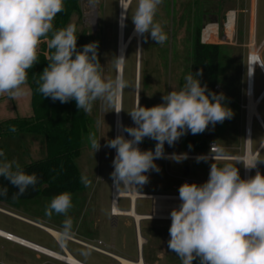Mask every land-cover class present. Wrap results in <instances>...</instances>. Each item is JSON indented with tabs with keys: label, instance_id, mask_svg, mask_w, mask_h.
Instances as JSON below:
<instances>
[{
	"label": "rangeland",
	"instance_id": "374dc122",
	"mask_svg": "<svg viewBox=\"0 0 264 264\" xmlns=\"http://www.w3.org/2000/svg\"><path fill=\"white\" fill-rule=\"evenodd\" d=\"M79 4L81 10L72 16L69 24L76 25V31L81 34L85 45L93 42L97 43L98 59L101 66L104 67L103 75L106 78L111 77L114 79L117 71L114 60L117 57L118 48L120 0H97L95 4L92 0H79ZM136 4L137 0H132L127 17L126 35L128 37L134 28L131 15ZM234 10L239 12L234 14ZM248 16V0H163L155 20L162 25L167 34L168 39L166 42L157 44L151 38L150 33L141 35V40L132 38L129 42L123 75V78L129 83V87L124 89L122 97L124 129L135 127L128 111L133 110L136 106L138 92L140 105L152 107L163 103L162 97L168 92L182 88L185 77L191 72L194 42L198 29L205 41L215 39L219 41L217 43L220 44L218 84L220 87L217 94L223 93V103L233 113L230 119L217 123L215 131L201 135L207 138V142L200 149L190 150L187 148L185 141L188 132L172 146L165 142V152L184 153L173 155H186L188 157L180 159L179 162L176 159L160 158L156 161L159 171L149 170L145 173L148 176V182L143 186H136L139 192H149L144 194L150 195L170 194L169 192L179 193L178 190H173L172 186L180 187L182 178L187 174L194 179L193 183L202 185L207 182L213 163L217 166H223L226 162L232 163L238 168L240 177L243 179V166L238 160L199 159L198 161V158L194 156L207 154L210 141L216 142L221 147L220 154L222 155L236 157L243 154L245 143L243 129L246 68V48L244 44L248 34ZM227 20H229L230 26L234 28L233 33L226 38L224 30ZM257 37L259 41L264 37V0H258ZM139 45L140 57L138 56ZM43 52H48L46 46ZM262 57L264 60V52ZM137 66L139 67V73L137 72ZM138 75L139 82L137 80ZM263 87L264 79L261 73L257 72V94ZM24 88L25 94L18 98H11L6 94L0 95V129H2V123L8 119L31 117L33 115L29 84L27 83ZM260 112L264 118V103L260 107ZM87 115V130L81 136V149L76 158V163L81 175H86L91 180V185L85 187L82 191L72 193L73 208L69 211V215L74 221V237L89 243H97L98 240H101L105 249L128 258L135 255L134 251L137 253L135 231L127 228L120 229L121 224H119V230L113 225L110 218L105 226L104 223H101L100 227H97L99 223H96L98 218L107 217L112 210L111 173L114 148L108 147L107 142L115 139V111L97 100L94 102L91 112ZM92 132H95L100 144L99 150L95 153L90 147L88 139L89 134ZM126 135L128 139L132 138L127 132ZM261 139L262 133L256 126L253 139L254 148L259 145ZM156 143L155 140L145 137L139 145L141 150L155 151ZM0 150L5 152L9 160H16L21 166L42 160L47 156L45 137L31 133L11 136L1 135L0 130ZM260 160L258 168L264 175V154L260 157ZM123 191L125 192L126 189ZM51 199L52 197L38 195L33 199L14 200L11 202L16 205V208L8 209L59 230L65 217L55 214L51 218L45 216V209ZM128 201L129 198L121 200L120 208L123 210L128 209L129 203L131 205V201ZM152 205L153 200L141 198L137 202V211L149 216ZM170 225L171 219L154 218L143 221V234H141L139 228V236L143 239L142 242L145 241L142 244V246L144 245L145 264H181L179 257L168 247ZM0 229L14 233V235L50 250L63 253L61 247L45 230L1 211ZM121 230L127 236L126 247L123 252L110 246L112 242L117 247L124 244ZM66 247L80 261L91 264L114 261L92 249L91 255L85 260L81 252L90 248L74 241H70ZM0 263L66 264L42 255L36 257L33 252L11 243H5L1 239ZM193 264H199V259L194 260Z\"/></svg>",
	"mask_w": 264,
	"mask_h": 264
},
{
	"label": "clouds",
	"instance_id": "9594fccd",
	"mask_svg": "<svg viewBox=\"0 0 264 264\" xmlns=\"http://www.w3.org/2000/svg\"><path fill=\"white\" fill-rule=\"evenodd\" d=\"M92 2L95 4L97 0ZM162 3L163 0H137L131 15L135 31L140 35L150 33L157 44L168 39L162 25L155 20ZM64 10V0H0V95L18 98L25 94L28 70L39 62V46L46 42L48 65L35 81L38 93L61 103L75 100L77 108L85 113L91 112L97 100L119 113L123 108L117 105V100L129 87L119 72L125 59L115 58L118 74L114 79L104 77L97 43L86 44L82 51H77L76 25L54 28L55 17ZM256 64L264 68V60L252 57L249 76ZM201 74L190 72L182 88L162 97L163 103L144 107L138 101L128 111L136 127H126L124 131L132 138L118 135L107 142L108 147L116 149L111 177L118 190L121 186L124 189L143 186L148 182L145 173L159 171L154 160L164 156L165 142L172 146L189 131L200 134L209 124L232 117V110L223 103V93H208L207 85L202 86L197 78ZM9 130L17 129L11 126ZM145 137L157 142L154 152L141 151L138 147ZM88 139L95 153L100 148L95 132ZM174 158L177 162L181 159L175 155ZM258 161L261 160L254 159L244 166L254 168ZM0 176L18 187L13 199L38 183L36 173L28 174L2 150ZM80 182L85 187L91 185V180L83 174ZM178 191L181 204L170 213L168 247L181 264H193L197 259L199 264H264V175L257 172L242 179L232 163L223 166L213 163L207 182L202 185L186 182ZM7 194L6 187L0 188V196ZM72 208V193L65 191L52 197L45 209L48 218L54 214L65 217L55 236L61 248L75 235L74 221L69 215ZM81 255L87 260L91 249L83 250Z\"/></svg>",
	"mask_w": 264,
	"mask_h": 264
},
{
	"label": "trees",
	"instance_id": "16d2710c",
	"mask_svg": "<svg viewBox=\"0 0 264 264\" xmlns=\"http://www.w3.org/2000/svg\"><path fill=\"white\" fill-rule=\"evenodd\" d=\"M64 5L65 10L57 14L54 19L55 29L66 27L72 16L81 10L79 0H64ZM76 35L77 51H82L85 45L82 36L77 31ZM125 36L128 38L126 28ZM40 48H45L43 43H41ZM47 53L38 51L39 62L28 70L27 83L32 92L33 115L8 119L2 123V129H0L1 135L14 136L22 133L43 135L46 139L47 156L42 160L21 166L28 174L36 173L38 183L35 188L30 187L18 199H13V195L19 191L18 187L0 176V188L6 187L8 189L7 196H0L1 202L33 199L38 195L54 197L65 191L75 193L85 188L80 182L81 173L76 158L81 149V136L87 130L88 115L77 108L75 100L61 103L59 100L53 101L50 97H43L37 92L35 81L48 65ZM219 64L220 44L204 42L198 29L194 42L191 73L193 75L202 73L197 78L202 86L207 85L208 93L217 94ZM216 125L217 123L215 125L209 124L203 133L196 135L189 131L185 141L187 148L194 150L203 147L207 138L201 135L215 131ZM11 126H15L17 130L15 132L10 131Z\"/></svg>",
	"mask_w": 264,
	"mask_h": 264
},
{
	"label": "built area",
	"instance_id": "2783aa9c",
	"mask_svg": "<svg viewBox=\"0 0 264 264\" xmlns=\"http://www.w3.org/2000/svg\"><path fill=\"white\" fill-rule=\"evenodd\" d=\"M234 14L238 13V10L233 11ZM248 34H247V40L244 44L246 48V68H245V103H244V111H245V119H244V150L243 154L236 156V159L242 163L243 170H242V176L243 179L251 178L253 175H256L257 172L261 173L258 168V163L256 164V167L254 168H246L244 166V163H250L247 160L248 153H251L252 157L255 156V159H259L264 154V118L260 112V107L264 103V87L262 90L257 94L256 92V78H257V72H260L263 79H264V68H262L259 64L254 65V72L251 76L248 75V67H250V61L251 58L254 55V52H258L257 56H259L263 60V52H264V37L259 41L257 37V29H258V0H248ZM234 23V19H233ZM230 27V29H229ZM233 26H230L229 20H227L225 32H226V38L229 34L233 33ZM238 30V29H237ZM219 42V41H218ZM215 43V42H214ZM219 89V86H217V90ZM257 126L259 131L262 133V139L259 143V145L254 148L253 146V139H254V129ZM220 146L214 142L210 141L209 143V152L207 154L203 155H193L195 158L203 157L205 160H228L224 159L228 156L220 154ZM116 156V152L114 149L113 153V160ZM114 171V165L112 166V172ZM262 174V173H261ZM263 175V174H262ZM192 180L185 178L183 180L184 183H191ZM115 186L113 185V179H112V198H113V190ZM121 189L124 190V188L121 186ZM122 199V198H121ZM7 240H12L10 236H3ZM16 242V241H15ZM20 245L26 246L28 248H31L37 252L39 251L37 248H33L31 246H27L26 244L22 242H17ZM103 245L102 241H98L97 244H89L88 246L98 252L107 253L106 250H104L101 246ZM65 252V251H64ZM44 253V252H41ZM46 254V253H45ZM48 255V254H46ZM49 256V255H48Z\"/></svg>",
	"mask_w": 264,
	"mask_h": 264
},
{
	"label": "bare ground",
	"instance_id": "6f19581e",
	"mask_svg": "<svg viewBox=\"0 0 264 264\" xmlns=\"http://www.w3.org/2000/svg\"><path fill=\"white\" fill-rule=\"evenodd\" d=\"M131 2H132V0H120V6H119V34H118L117 57L122 56L124 59L126 57L128 45H129V42L131 41V39L136 38V39L141 40V35L135 31V26L132 29L130 36L128 38H126V36H125L126 19H127V15H128L129 9H130ZM140 53H141V51L139 48V51H138L139 57H140ZM257 54H258L257 51L254 52L253 57L257 56ZM119 72L122 73V75H124V64L120 66ZM137 72L139 73V67L138 66H137ZM117 74H118V69L116 71V75ZM137 80L139 82V75H138ZM122 97H123V93H122L121 97L117 100V105L119 107L123 108V98ZM136 100H137V102L139 101V92L137 93ZM135 127H136V125H135ZM118 135H123L126 139H128L126 132L124 131L123 110L120 111L119 113L115 112V138ZM115 152H116V149H115ZM164 156H170V155L164 154ZM186 157H188V156H186ZM224 159H236V157L232 156V157H226ZM254 159H255V156L252 157L251 153H248L247 160L250 163H252ZM136 189H137V187H136ZM136 189H126V191L124 192L121 188L119 190L116 187L114 188L113 198H112V210H111L112 214L130 215V216H133V218L137 222H139V220L142 217H144V219L146 217L158 218V219H171L170 218L171 211L174 208H179V206L181 204V201L179 199V195H170V194L151 195L153 198L152 199L153 200L152 212L149 216L148 215L143 216L141 214H138L135 211V209H134L135 202H136L137 198L146 197V196H149L150 194H143ZM124 197L129 198V200L131 201V207L129 210H126V211H123L119 208L120 207L119 201L121 200V198H124ZM44 228L55 238L58 230L53 229V228H49V227H44ZM0 236H10L12 238V240H15L16 242H22V243L26 244L27 246L37 248L39 251L44 252L46 254H50V255L54 256V258H56L62 262H65L67 264H84L79 259L74 257L72 255V253L65 247H63L65 252L58 253L56 251L50 250V249L45 248L43 246H40L36 243L28 241L22 237L16 236V235H14L10 232H7L3 229H0ZM142 240L143 239L141 238V236H139L140 247H142V244L145 242V241L142 242ZM115 256L118 260L117 264H144L142 256L138 261L130 260V259H127L125 257L118 256V255H115Z\"/></svg>",
	"mask_w": 264,
	"mask_h": 264
},
{
	"label": "crops",
	"instance_id": "0c3cea01",
	"mask_svg": "<svg viewBox=\"0 0 264 264\" xmlns=\"http://www.w3.org/2000/svg\"><path fill=\"white\" fill-rule=\"evenodd\" d=\"M226 2V1H225ZM227 9V8H226ZM204 42H207V43H217L218 41L215 39V40H210V41H205L204 39H202ZM44 43V45L46 46V48H47V44H46V42H43ZM218 44V43H217ZM44 46V47H45ZM39 50L41 51H44V49H41L40 48V46H39ZM219 86V85H218ZM220 87V86H219ZM218 92V91H217ZM31 102H32V92H31ZM32 108H33V106H32ZM33 113H34V110H33ZM139 148H140V145H139ZM141 151H148V149H144V150H141ZM151 151H153V150H151ZM154 152V151H153ZM164 154H171V155H173V154H184V153H176V152H165L164 151ZM175 156H181V159H184L182 156L183 155H175ZM162 158H168V159H175L174 158V156H166V157H162ZM160 158H158V159H155L154 160V163L157 165V162L156 161H158ZM188 173V172H187ZM185 178H188V179H190V180H192L191 181V183H193L194 182V179L189 175V174H187V175H185V177L184 178H182V180H181V185H182V183H183V180L185 179ZM190 183V184H191ZM180 185V186H181ZM138 187V186H137ZM172 189L173 190H179V187H177V186H172ZM143 192V191H142ZM144 193H149V192H144ZM143 193V194H144ZM170 193V195H179V193H176V192H169ZM162 194V193H161ZM141 198H144V197H140V198H138L137 200H136V202H135V207H134V209H135V211L138 213V211H137V202H138V200L139 199H141ZM126 200L127 198H122L121 200ZM144 199H149V198H144ZM121 200H120V202H119V206H120V203H121ZM152 200V199H151ZM130 201V200H129ZM128 201V202H129ZM0 203H1V205H0V211L1 212H3V213H5V214H7V215H9V216H11V217H14V218H17V219H20V220H23V221H26V222H28V223H30V224H33V225H36V226H38V227H40V228H42L43 230H45L48 234H50L44 227H48V226H46V225H43V224H41V223H39V222H36V221H33V220H31V219H29V218H26V217H24V216H21V215H19V214H17V213H14L12 210H10V209H8V208H16V205H14V204H12V202H1L0 201ZM153 206V205H152ZM130 207H131V205H130V203H129V208L128 209H121L120 207V209L121 210H123V211H126V210H129L130 209ZM152 212V211H151ZM138 214H141V215H143L144 216V214H142V213H138ZM111 219V221H112V223H113V225L114 226H116V228H118L119 229V224H121V228L120 229H122V228H127V229H131V230H134L135 231V237H136V239H135V241H136V246H137V253H135V251H134V254L135 255H133V256H130V257H128L127 259H130V260H134V261H138L140 258H141V256H142V258H143V263H144V245L142 246V247H140V245H139V228L141 229V234H143V229H142V223H143V221L144 220H146V219H151V218H145L144 219V217H142L140 220H139V222H137L134 218H133V216H130V215H126V214H112V212L110 213L109 212V214L107 215V217H105V218H98L97 219V221H96V223H99L98 224V226L97 227H100V224L101 223H104V226L106 225V224H108V219ZM121 219V222L119 223V220ZM140 226V227H139ZM49 228H51V227H49ZM119 229V230H120ZM6 231V230H5ZM7 232H9V231H7ZM11 233V232H10ZM122 235V240H123V242H124V244L123 245H121V247L119 246V247H117V245L116 244H114L113 242L112 243H110V246L112 247V248H114V249H116V250H119V251H121V252H123L124 250H125V247H126V242H127V236H126V233L125 232H123V230H121V232H120ZM14 234V233H13ZM51 235V234H50ZM16 236H18V235H16ZM52 236V235H51ZM20 237V236H19ZM52 238L54 239V241L57 243V241H56V239L52 236ZM73 238L74 239H72L71 241H74V242H76V243H78V244H81V245H83V246H86V247H88V248H90L88 245L89 244H97V243H89V242H86V241H84V240H81V239H79V238H76V237H74L73 236ZM76 238V239H75ZM0 239H1V241H4L5 243H11V244H13V245H16V246H18V247H21V248H24V249H26V250H28V251H31V252H33L35 255H36V257H39L40 255H42V256H46V257H48V258H51V259H54V260H58V259H56V258H53V257H50V256H48V255H46L45 253H41V252H37V251H35V250H33V249H31V248H28V247H26V246H23V245H20V244H18L17 242H15V241H10V240H7L6 238H4L3 236H0ZM98 241H101V240H98ZM97 241V242H98ZM58 244V243H57ZM104 250H106L107 251V253H102V252H99V253H101V254H104V255H106V256H108V257H110L112 260H114V261H112V262H107V263H102V264H117L118 263V260H117V258H116V256L115 255H118V256H122V254H119V253H117V252H114V251H110V250H107V249H105L104 248V243H103V245L101 246ZM65 248H67L66 246H65ZM141 248H142V250H141ZM62 250H63V252H64V248H61ZM91 249V248H90ZM93 250V249H92ZM95 251V250H94ZM96 252H98V251H96ZM123 257V256H122ZM60 261V260H59ZM81 262L82 263H84V264H91V263H88V262H85V261H82L81 260ZM116 262V263H115ZM65 263V262H64ZM67 264V263H66ZM145 264V263H144ZM147 264V263H146Z\"/></svg>",
	"mask_w": 264,
	"mask_h": 264
},
{
	"label": "water",
	"instance_id": "95a60500",
	"mask_svg": "<svg viewBox=\"0 0 264 264\" xmlns=\"http://www.w3.org/2000/svg\"><path fill=\"white\" fill-rule=\"evenodd\" d=\"M139 48H140V45H139ZM144 198L153 199L151 195H149V196H146V197H144ZM151 219H154V218H151ZM48 255H50V254H48ZM50 257H53V258H54V256H52V255H50Z\"/></svg>",
	"mask_w": 264,
	"mask_h": 264
}]
</instances>
